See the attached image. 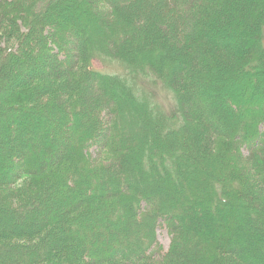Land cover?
I'll return each instance as SVG.
<instances>
[{"label":"trees","instance_id":"16d2710c","mask_svg":"<svg viewBox=\"0 0 264 264\" xmlns=\"http://www.w3.org/2000/svg\"><path fill=\"white\" fill-rule=\"evenodd\" d=\"M241 1L245 4L247 3L248 7L250 5V8L247 7L244 13L239 12L237 14L239 20L246 21L249 17L246 22L250 20L254 22L257 21L258 15L262 14L264 11V0ZM14 2L15 3L11 6L5 8L3 12L5 18L8 19H5L9 25L8 29H11L8 40L10 41L12 38L16 39L19 43L17 46H19L20 42H23L25 38L23 37V39L21 35L20 39V33L16 24L17 21H21L20 19H22L26 27H28L27 25L30 21H36L34 27L35 31L37 29V33L35 37L33 33L30 34L29 39L31 41H36L37 44L40 43V45L44 47L41 55L47 56V51H49L52 57L56 59L55 63L57 65L60 66L63 64L68 67V69L71 67L77 68L80 72V74L77 75L78 78L80 75L83 77L81 81L78 80L79 83L77 84L76 82L78 81L72 79L73 73L71 70H63L64 72H68L65 77L63 76L64 79L61 80L63 77L58 78L60 81V86L57 87L60 93L58 99H62L59 102L66 105L65 102H73L74 98H76V102H79V105L82 106V103L85 104L84 110L79 112L80 116L83 114V118H92V121L98 124L96 125L98 128H93L91 132H87L89 131L87 129L86 132L85 129L82 132L78 131V136L65 144L64 147L66 151L62 152L59 161L57 160L59 154L52 148L53 145L49 144V142H43L42 145L44 147L48 144L52 150H54L52 154L53 159L49 158V163H47V161L45 163L50 166L46 167L45 165L42 169L40 166L36 169L25 168L31 172H27V170L24 169L28 175L34 176V179L35 176L39 177L43 171H47L46 173L48 174L42 178V181L37 180L36 177L28 189V194L33 197L35 190L38 191L40 189H46L49 193L53 185L56 187V184H59L68 187L69 182H72L69 186L75 188L77 182L72 178L68 179V177H72L73 175L77 177L80 173H83L81 171H84V174H86L88 178V183L93 181V179L102 181V184H97V187L100 189L94 191V194L92 193L93 197L96 196L99 199H104L103 194L106 193L107 186H109L110 188H115L109 196L114 194L118 199L116 203L113 204L114 209H119L117 214L107 209L105 204L99 201L96 208H98V216L100 218L96 216V219L101 222V220H103L102 218L105 217L104 219H108V222L116 218V223H119L118 227H121L125 225L124 219L127 218L129 224L133 223V225L136 226V229L133 231V233H135L134 240H131L130 237L127 238V231H123L124 242L122 241V245H120L119 239L116 240L112 243L110 248L105 249L106 254L103 257L95 254V258L98 259H96L95 262L87 261L88 264H104L105 260L111 264H127L130 260H133L135 264L143 262H147L148 264H162L157 262L159 261L158 258H156L157 256H151V254L146 256V253H144L145 248L142 245H144V240H147L146 243H148L149 238L155 240L154 231L158 225V218L162 214H169L168 209H175L176 212L180 213L179 216L180 218L182 217L183 220L180 221V226L176 227L174 218L172 216L167 217V221H171L172 225L177 230V234L174 238L175 245L168 253L169 259L165 264H198V262L201 263V261H204L203 259H207V261H205L207 264H250V262H242L244 258H242L240 252L234 249L230 243L223 244L219 242L215 244L219 238H217L214 243L209 241L211 236L209 237L207 234L214 233V229L217 226V224L215 225V219L218 218L219 215L227 214L229 220H231L238 212H235L234 206L232 209L231 204L227 207V202L221 201L217 204L218 197L230 196V189H227L229 186L223 180L215 182L213 176L211 178L205 177V179L199 182V180L192 178L191 172L187 169V162L190 157V153H187V148L189 149L191 146L188 145V143L195 144L193 136L196 137V132L191 128L190 119L187 117L188 114L191 116L193 113L194 106L192 101L194 100H191V98L185 95H187L186 87L188 85L186 77L190 67L194 66L199 72L206 71L205 77H207V79L203 84L204 90H202L201 96H199L197 102L202 101L208 104L210 113L213 112V114L216 115L223 114V116H227L228 118L225 124L216 121V124L213 126L205 120L208 116L207 113H202V118L204 117V119H202V127L207 132L206 148L208 154L212 160H217V165L223 166L225 170L228 168V183L238 179L236 167L241 168L244 170L243 176L245 179L243 182L250 183L254 191L255 186H257L258 191L262 193L258 195L263 197L264 160L261 161L257 158L255 161L250 162L252 169H254L253 172L256 174L255 168L259 171V173H257L259 178L256 180V183H252L251 168L249 169L247 161L239 159L233 153L234 150L236 151V146L238 145L236 140L240 137L241 139L239 140L241 144L249 142L248 147H251L250 150H254L260 146L264 148V141L260 139L261 135L264 133V131L261 130V127H264V91L261 90L263 88H257L258 86H255L254 89L251 83L242 85L241 81L237 80L238 73L247 74L250 72L248 71V66L251 61L258 56L255 50L259 47L261 32L264 37V30H260L259 32L258 29L260 24L256 23V41L252 42L254 46H251L248 52H244L243 54H245V56L243 57V54L238 55L237 53V46L239 43L237 40L226 41L224 36L222 37V35L218 34L211 36L206 32L210 30L209 27L206 28L195 41L186 43L185 36V39L182 40V42L184 41V47L178 45V42L181 44L179 39H177L178 36L181 37L184 34H191L192 38L190 37V39L194 38V32L193 34L190 33L192 30L190 31L189 25L182 21L184 13L187 11L186 9L190 6L188 0H116L115 2H111V0H94V9L87 5V0H15ZM56 3L63 6L65 11H69L67 8L69 3L72 5H79V3H82L83 5L79 10L80 14L79 18L76 19V23H82L87 28L93 27L95 30L97 28L100 32H102V28H106L107 31L111 33V36L106 35L107 37L102 36L92 39L93 41H91L90 47L88 44L85 45L87 52L84 54L79 53L77 59L71 60L72 55L70 54V49H77L79 44H81L77 41H81L80 37L84 36V32H81L80 28L79 30L74 28V22L65 18V14L59 16V14L51 13L52 10L50 9L54 7ZM99 3L100 5L104 3L108 6L107 9H110L111 11H109L111 13H103L102 11L96 10L95 8L99 6ZM23 5H28L29 7L23 9ZM132 7H136L139 11L132 13L134 9L129 10ZM225 7L226 0H216L214 5L211 6V9L214 13H220V15L223 16ZM39 8L43 9L40 10ZM103 8L105 9L103 6L100 7L101 10ZM201 10L204 12L206 9L203 7ZM246 14L248 17H246ZM13 15H16L14 19ZM254 18L256 19L254 20ZM70 24H72V27H69L71 26ZM238 24H240V22L237 23V25ZM152 26H154V28L150 29ZM56 27H59L58 34L59 32L67 34V39H65V37H57L58 34L55 33ZM261 28H263V25ZM49 29L50 31L52 30V35L49 34ZM150 30L151 33H149ZM166 32L175 33L173 37L176 39H173L172 34L170 37L165 38ZM89 33V38L90 36L93 38L94 35L92 31H89ZM112 34H115V39L112 37ZM168 41L172 44L175 42L176 45L174 44V46H178L179 48H163ZM26 42L27 41H24L25 45ZM136 42L137 46H135ZM262 43L264 44L263 39ZM54 47L57 51H55ZM17 49L15 53L18 51ZM13 51H10L11 53H9L6 58H14L15 53H13ZM133 51L136 52L133 53ZM59 52H63L64 54L58 59L57 54ZM107 56L109 57L108 59L113 57L125 63L128 66L126 68L130 74L136 78L131 79L126 75L103 74L94 71L92 69V63L97 59H106ZM168 59L172 61L173 65L170 63L169 66L166 65ZM211 64H215V68L218 70H213V72L205 70L206 68L210 69ZM6 69L7 68L0 70V73H2L0 76V93L2 89L8 86L5 75L9 70ZM226 72H228L229 75L225 79L223 78L224 75H221V73L225 74ZM147 77L159 79V83L162 82L161 85L173 96L172 100L174 98L176 102L177 107L174 110H156L154 101L148 98V88L145 89L144 99L139 100L136 97L134 87H136V84H144L141 80ZM216 80H218L219 83ZM256 84L264 87V77L258 78ZM30 85L29 91L30 96H32L31 90H33V85ZM122 85L125 89L130 88L133 93H130V96L125 93L121 94ZM78 86L81 88H78ZM110 88H112L115 93L118 91L120 95L116 93L119 95L116 97L114 94L108 93ZM10 89L13 90V86H11L9 90ZM15 89H20V87H15ZM246 91H248L249 94L251 91L254 92L249 101L243 97V93ZM55 92L57 93V90H55ZM17 95V90L16 92H11L9 94L10 98L7 96L6 100L7 98L11 99V101L15 100ZM230 95H234L236 99L238 98V102L242 101L240 103V114L236 113V116L233 111L229 112L230 108L228 106L229 109L226 110L225 108L227 99L231 97ZM98 96L103 98V101L97 98ZM119 97H121V99L125 101V105L128 106L124 110L121 107L123 102H121ZM1 98L2 96H0V99ZM90 103L94 104L95 107L98 106L97 110L101 112L89 111L87 108ZM106 115L107 117H105ZM233 115L235 117L234 119H237V121L234 120L233 122ZM63 117L66 118L65 113ZM220 117L222 118L221 115ZM115 119L118 121L116 129L119 128L121 130L120 136L123 135L124 130H127L126 128H130L131 130H128L123 137H120L117 143H112L113 141H111L109 133H111L113 137L116 135L113 129H111L115 125ZM17 120L18 121L14 120L16 124L13 130L18 133V129H22L23 131L26 130L27 127L24 125V121L19 118H17ZM228 122L231 127H229L230 132L227 133L222 129L226 127V123ZM108 123L110 125L106 127ZM101 125L105 127L103 131ZM257 128H259L260 131H257ZM184 130L192 131L188 134ZM59 140H61V138H59L58 141ZM113 140H115V138H113ZM94 146H96V149H99L98 157L91 159L89 153L85 151H88L89 147ZM72 152H76V155L73 157L72 154L70 155ZM102 153L109 156V162L100 158L102 157ZM172 154L175 155L172 156ZM230 154L231 156L229 158ZM41 156L42 155L39 154L35 162L33 160V165L43 163ZM22 160H20V165H17L21 167L20 172L23 171V166H25ZM91 160L93 164L90 162ZM177 162H179L178 165H176ZM93 165L95 170L92 168ZM54 171L58 173V175L60 172L64 173L67 177L64 175L63 178L56 180L52 176ZM201 173L203 172L200 171L199 174ZM101 174H103V176L100 177L99 175ZM48 177L51 178L49 182H47L49 179ZM199 183L200 185H198ZM44 184L48 186L44 188L42 186ZM235 184L236 185L230 184V187L233 186L234 188L233 191L230 190L231 192H235V186L238 190L242 189V181L239 180V182ZM190 191L193 193V198L185 196V193H191ZM202 191L204 192L203 196H200ZM174 193L178 194L174 196ZM75 197L78 198V196ZM142 197H144L146 201H149L148 203L152 204L147 205L148 207H139ZM156 197H158L159 200L161 199L162 203L156 204L155 201H158ZM90 198L91 197H80L78 201L72 198L73 203L68 208L72 214L66 215L65 213L69 212L67 209L65 213L60 214L61 216L58 215L54 217L53 221L46 220V222H49L50 228L55 225L52 230H56L59 226L62 228L60 225L61 220L64 221L63 223H67L68 226L71 222V217H79L82 214L86 215V212L92 208L88 203V199ZM247 200L250 199L247 198ZM243 206H245V203ZM190 211H200L201 215H203L206 220L207 227L204 223H201L202 221H198L197 228H193L192 224L189 223V218H193L194 212L192 216L190 215L189 217L188 213H190ZM112 216L113 218L109 219V217ZM70 228L71 227L68 226L66 229ZM39 229L38 231L34 230V233L32 228H29L28 231H24L20 227L18 236H20L21 241H14L13 245L17 246L21 251L31 246L35 247V249H39L42 242H38L40 237L37 236L36 233L43 228ZM124 229L126 228L124 227ZM64 230L65 229L59 230V237H54V235L58 236L56 234L51 235L47 243L49 250L45 255H39L38 251L37 254H32L28 251L27 253L30 255V257H28L29 264H52V258L60 256L63 253V246L70 240L68 231ZM116 232L115 237L119 235L120 231ZM0 235L2 236L1 233ZM187 236H192L194 241L196 239H201V243L194 248H192L191 245V249L188 248V252H195L196 261L190 260L186 254L179 252L181 247L180 244H183L182 237L189 240ZM21 254L20 252L19 255L21 256ZM70 256L71 260L67 259L66 261L69 264H75L77 259L73 251ZM78 257L83 263L86 259H91L89 254H84V256L78 255ZM161 261H163L162 257Z\"/></svg>","mask_w":264,"mask_h":264},{"label":"rangeland","instance_id":"374dc122","mask_svg":"<svg viewBox=\"0 0 264 264\" xmlns=\"http://www.w3.org/2000/svg\"><path fill=\"white\" fill-rule=\"evenodd\" d=\"M14 1L15 0H0V70H4V68H7L6 70H9V72L5 75L7 79L6 81L8 82V86L2 89L0 93V96H2V98L0 99V233L3 236L2 237L0 235V264H29L28 257H30V255L27 253L28 251H30L32 254H37L38 251L39 255H45L46 252L49 250L47 243L50 240L51 235L56 234L58 236L54 235V237H59L60 229H65L66 231H68L70 240L63 246V253L58 257L52 258V264H58L59 262V264H69L66 260H71L70 255L72 251L77 259V261H75V264H88L89 261L95 262L96 259H98L95 258V256L99 255L103 257L106 254L105 249L110 248V246H112V243H114L116 240L119 239L121 243L120 245L123 244V231H127V238L130 237L131 240H134L135 233H133V231L136 229V226H134L133 223L129 224L127 218L124 219L125 225H122L121 227H118L119 223H116V218H113V216L109 217V219L113 218L110 220L111 222H107L108 219L105 220L104 216L101 222L96 219V216L99 217V211L98 208H96V205L99 201L105 204L107 209H110V211H113L114 214H117L119 209H114L113 204L116 203L118 199L114 194L112 196H109L111 195L112 191L115 190L114 187L110 188L109 186H107L106 193L103 194L104 199H99L96 196L93 197L92 195L94 194V191H98L100 189L97 187V184H102V181L98 179H93V181L88 183V178L86 174H84V171H81L83 173L79 174L80 177L79 175L77 177L75 175H73L72 177H68V179L72 178L75 182H77L75 188L69 186L72 183L69 182L68 187H64L59 184H56V187L55 185H53L52 188H50L49 193L46 191V189H40L38 191L35 190L33 197L28 194V189L30 188L33 180H35L37 176H35L34 179V176L28 175L24 171V169H36L39 166L42 169V167H44L45 165L46 167L50 166L47 165V163H49V158L53 159L52 154L54 150L59 154L57 157V160L59 161L62 156V152L66 151L64 147L65 144L72 141L73 138L78 136V131L82 132L85 129L86 132L87 129L89 130L87 132H91L93 128H98L96 127V125L98 124L93 122L92 118H83V114H81L80 116L79 112L84 110L85 104L82 103V106L79 105V102H76V98H74L73 102H65L66 105H64V103L61 104L59 102L62 99H58L60 94L59 90L57 89V87L60 86V81L58 80V78L63 76L65 77L68 72H64L63 70H71V72L73 73L72 79L75 81H81L83 77L82 75H80L78 78L77 75L80 74V72L77 70V68L71 67L70 69H68V67L63 64L60 66L57 65L55 63L56 59L52 57L49 51H47V56L41 55V52L43 51L42 49L44 47H42L40 43L37 44L36 41H31L29 39L30 34L33 33L35 37L37 33V29L35 31L34 27L36 21H30L27 25L28 27L24 26L22 19H20L21 21H17L16 23L18 26V31L20 33V39L22 35V38H25H23L24 41H27L26 45L24 44V41H21L20 45L17 46L19 43L14 38H12L10 41L8 40L9 35L11 33V29H8L9 25L6 21L8 19L5 18L3 12L5 11V8H8L13 3H15ZM115 1L116 0H111V2ZM215 1L216 0H188L190 6L186 9L187 11L184 13L182 21L185 24L189 25L188 27L190 28V31L192 30V32L190 33L193 34L194 32V38L190 39L191 34H184L181 37L178 36L177 39H179V41L181 42V44H179L178 42V45L184 47V41L182 42V40L185 39V36L186 43H191L192 41H195V39L199 38L200 34L203 33L206 28L209 27L210 30L206 32L211 36L214 34H218L222 35V37L224 36L226 38V41L237 40V42H239L237 46L238 55H242L244 52H248L251 46H254V43L252 42L256 41V23L260 24L258 28L259 32L260 30H264V11L262 12V14L258 15L257 21L255 22L252 20L246 22L249 19L247 14V20L241 21L239 20V16L237 17V14L239 12H245V9L248 7L247 3L245 4L241 0H226V7L222 16L220 15V13H214V11H212L211 9V6L214 5ZM86 3L88 6H91L94 9V0H87ZM82 5V3H79V5H72L69 3L67 5L69 11H65L63 6L56 3V5H54V7H51L50 9L52 10V14L56 13L59 14V16L65 14V18H67L71 22H74V28H77L78 30L80 28V31L84 32V36L80 37L81 41H77L81 43L79 44L77 49H70V54L72 55L71 60H74L75 58L77 59L79 53H86L87 50L85 49V45L88 44L90 47L91 41H93L92 39L99 38L102 36L104 37L106 35L111 36V33L108 32L106 28H102V32H100L97 28L95 30L93 27L87 28L82 23H76V19L79 18L80 14L79 10L81 9ZM102 6L105 7V9L103 8L101 10L100 7ZM28 7V5H23V9H26ZM203 7L204 9H206L204 10V12L201 10V8ZM107 8L108 6H106L104 3H101V5L99 3V6H97L95 9L98 11H102L103 13H111V10ZM248 8H250V5ZM39 9L42 10L43 8ZM132 9H134L132 13L139 11L138 9H136V7H132L129 10ZM15 16L16 15H13V19L15 18ZM255 19L256 18H254V20ZM239 22L240 24L237 25V23ZM70 25L71 26L69 27H72V24ZM262 25L263 28H261ZM152 28H154V26H152L150 29ZM58 29L59 27L55 28V33L57 34ZM89 31H92L94 35L93 38L91 36L89 38V34L91 33H89ZM149 33H151V30L149 31ZM49 34L52 35V30ZM171 34L172 37L175 36V33L169 32H166V35L163 36L167 38L170 37ZM57 37H65V39H67V34H62L59 32ZM112 37L115 39V34ZM173 39L176 38L173 37ZM262 39L264 41V37L261 32L259 47H257L255 50L257 51L255 53L258 56L253 61H251V65L249 64L248 71L250 72L247 74L238 73L237 80L241 81L242 85L251 83V85L254 86V89L255 86H258L257 88H263L261 90L264 91V87L256 84L258 78L260 79L261 77H264V44L262 43ZM174 44L168 41L163 48H179L178 46H174ZM135 46H137V42ZM16 49L18 50L17 53H15ZM54 49L55 51H57L55 47ZM10 51H13V53H15L14 58L17 57L18 60L17 58L14 59L13 57L6 58V56L11 53ZM135 52L136 51H133V53ZM62 54L64 53L59 52L57 54L58 59ZM242 56L244 57L245 54H243ZM108 58L109 57L107 56V60H95L92 63V69L103 74L109 73L120 76L126 75L131 79L136 78L130 74V72L126 68L128 66L125 63H122L121 61L113 57H110V59ZM169 63L172 64V61L168 59L166 65L169 66ZM215 66V64H211L210 69L206 68L205 70H209L212 72L213 70H218L215 68ZM1 74L2 73H0V76ZM205 74L206 71L199 72L194 66H191L189 69V73L186 77L189 86L187 85L186 87L187 95L185 96L191 98V100H194L192 101L194 106V109L192 111L193 113L191 116L188 114L187 117L188 119H190L191 128L194 129L196 132V137L193 136L196 145L188 143V145L191 146L189 147V149L187 148V153H190V157L187 162V169L191 172L192 178L199 180V182H201L202 179H205V177L211 178L214 176L213 179L215 180V182H217L218 180H223L229 186L227 187V189H230L231 191H233L234 189L233 186L230 187L231 183L233 185H236L235 183H238L240 180L242 181L243 185V187L241 185L242 189L239 190L235 186V192H231L229 190L230 196L228 197H218L217 204L221 201H224L225 203L227 202V207H229V205L231 204L232 209L234 206L235 212L238 213L235 214L234 218H231V220H229L228 215L225 213V215H219V217L215 219V225L217 224V226L214 229V233H209L207 235H209V237L211 236V239L209 240L211 241V243H214L217 238L219 239L216 241L215 244L219 242L223 244L230 243L231 246L234 247V249H237V251L240 252L242 258H244V260L242 261L243 263L250 262V264H264V196L260 197L258 195L262 193L258 191L257 186H255L254 191L250 183L248 184L243 182L245 177L243 176L244 170H242L241 168L236 167L237 178L239 180L237 179L233 182L230 181L228 183V168L225 170L223 166L217 165V160H212L206 148L207 132L202 127V119H204V117L202 118V113H207L208 116L205 120L207 121V123H210L213 126L216 124V121L225 124L228 118L227 116H223V114H220L222 116L221 118L219 114L216 115L213 114V112L210 113V107L208 106V104H205L202 101L197 102L199 96H201L202 90H204L203 84L204 81H206L207 79V77H205ZM221 75H224L223 78L226 79L229 73H221ZM64 77L61 78V80L64 79ZM141 81H143L144 84L135 83L136 87H134L136 97L139 100L144 99V94L146 91L145 89L148 88V98L154 101V107L156 110L164 109L166 111H172L177 107L174 98L172 100L173 96L170 95L169 92L161 85L162 82L159 83V79L147 77L146 79ZM216 81L218 82V80ZM76 83L78 84L79 81ZM30 84L33 85V90H31L32 96H30L29 91L31 87ZM11 86H13V90H9ZM15 87H20V89H15ZM78 88L81 87L78 86ZM16 90L18 95L15 100L11 101V99H8L10 98L9 94L11 92H16ZM55 90H57V93L55 92ZM108 93L114 94L116 97L120 95V93L116 91V93L119 94L117 95L112 88L109 89ZM124 93L129 95L130 93H133V91L130 90V88L125 89L122 85L121 94ZM253 94V91H251L250 94L248 91H246L243 93V97L244 99L246 98L249 101L251 100L250 97L253 96ZM7 96L9 97L6 100ZM230 96L231 97L226 101L227 105L225 104V108L226 110L230 108L229 112L233 111L235 113L234 115L236 116V113L240 114V103L242 101L238 102V98L236 99L234 95ZM97 98L103 101V98H100L99 96ZM119 98L121 99V97ZM121 102H123L121 105L122 109H126L128 106L125 105V101L121 99ZM97 107H95L94 104L90 103L87 109L89 111H97L100 113L101 111L97 110ZM61 110L66 114V118L63 117L64 113ZM234 115L232 117L233 122L234 120L237 121V119H234ZM105 117H107V115ZM17 118L22 119L24 121V125L27 127L24 131L22 129H18L17 131H19V133L13 130V127H15L16 124L14 120L18 121ZM117 123L118 121L115 119V125L111 128L113 129L114 133H116V135L113 137L111 133H109L111 141H113L112 143H117L120 137H123L128 130H131L130 128H126L127 130H124L123 135L120 136L121 130L119 128L116 129ZM109 125L110 124L108 123L106 127H109ZM229 127L231 126L228 122L226 123V127L222 130L228 133L230 132ZM104 128V125H101L102 131L104 130ZM261 130L264 131V127H261ZM191 131L192 130H188L185 132L189 134L191 133ZM257 131H260L259 128H257ZM19 134H21L22 136ZM59 138H61V140L58 141ZM113 138H115V140H113ZM239 139H241V137ZM239 139L236 140V142H238V145L236 146V151L234 150L233 153L239 159L247 161L249 169L251 168V182L256 183V180L259 178V176H257V173H259V171L255 168V174L253 172L254 169H252L250 162L255 161L257 158L263 161L264 148H261L262 146H260L254 150H250L251 147H248L249 142L241 144ZM260 139H263L264 141V133L261 135ZM43 142H49V144H52V148H54V150H52V148L48 144L44 147L42 145ZM95 147L96 146L89 147L88 151H85L89 153L91 159H95L96 157H98L99 149H96ZM39 154L42 155L41 159H43V163L33 165V160L35 162V159L39 157ZM71 154L73 157L74 155H76V152H72L70 153V155ZM108 155L102 153V157L100 158L106 160V162H109L110 158ZM174 155L175 154H172V156ZM230 156L231 154L229 155V158ZM20 160H22V163L25 165L23 166L24 168L22 169V172H20L21 167L17 166L20 165ZM46 161L47 163H45ZM90 162L92 163V160ZM178 164L179 162L176 163V165ZM92 168L95 170L94 165ZM200 171L203 173L199 174ZM27 172L31 171L27 170ZM46 172L47 171H43V173L39 177H37V180L42 181V178L48 175ZM64 175L65 174L61 172L58 175V173H55L54 171L52 176L56 180H59V178H63ZM99 176L101 177L103 176V174ZM65 177L67 176L65 175ZM48 178L49 179L47 180V182H49V180L51 179L50 177ZM45 184L42 185L44 188L48 186ZM198 185H200V183ZM203 193L204 192L202 191L200 193V196H203ZM177 194L178 193H174V196ZM75 196H78V198L91 197L90 199H88V203L91 205L92 208L89 209L88 212H86V215L82 214L79 217H71V222L68 225L71 227L70 229H66L68 227L67 223L65 224L63 223L64 221L61 220L60 225L62 226V228L59 226L56 230H52L55 225L50 228V224H48L49 222L47 223L46 220L53 221L54 217L65 213L66 210L73 203L72 198H75L77 201L79 200ZM185 196H187L188 198H193V193H185ZM156 198L158 199V197ZM247 198L250 200H247ZM148 202L149 201H146V199L142 197L139 207H145L147 205L152 204ZM155 203L160 204L162 203V200L158 199V201H155ZM244 203L245 206H243ZM99 205L102 207L100 203ZM70 212L71 211L66 212L65 214H72ZM193 212V218H189V223L192 224L193 228H197L198 221H202L201 223H204L206 225V220L204 216L201 215L200 211H190V213H188L189 217L190 215L192 216ZM168 213L170 215L162 214L158 218V225L156 226V229L154 231L155 240L149 238L148 243H146L147 240H144V245H142L145 248L144 253H146V256L148 254H151V256L155 255L157 256L156 258H158L159 260L157 262H160L162 264L168 262V253L170 252L171 248L175 245L174 238L177 234V230L172 225V222L167 221V217L172 216L174 218L176 227H179L181 224L180 221L183 220V218L181 217V219L179 216L180 213L176 212L175 209H168ZM20 227L24 231H28L29 228H32L33 232L34 230L38 231L40 230L39 228H43L41 231L36 233L37 236L40 237L38 242H42V245L39 249H35V247L31 246L21 251L17 248V246L13 245L14 241H21L20 236H18L20 232ZM124 227L126 229H124ZM116 231H120L119 235L117 236L118 238L115 237V233H117ZM187 238L189 240L182 237L183 244H180L181 247L179 252L186 254L190 260L196 261V257L194 255L195 252H188V248L191 249L190 245L192 246V248H194L196 245L201 243V239H196L194 241L192 239V236H187ZM20 252L22 253L21 256L19 255ZM84 254H89L91 256V259H86L83 263L79 259L78 255L84 256ZM160 256L163 258V261H161ZM203 260L204 261H201V263L198 262V264H207L205 262L207 261V259ZM133 262V260H130L129 262H127V264H135V262ZM104 264L111 263L105 260ZM140 264L148 263L143 262Z\"/></svg>","mask_w":264,"mask_h":264}]
</instances>
